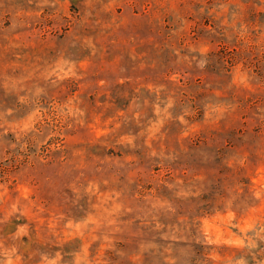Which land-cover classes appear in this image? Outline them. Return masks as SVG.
<instances>
[{
	"label": "rangeland",
	"instance_id": "obj_1",
	"mask_svg": "<svg viewBox=\"0 0 264 264\" xmlns=\"http://www.w3.org/2000/svg\"><path fill=\"white\" fill-rule=\"evenodd\" d=\"M0 264H264V0H0Z\"/></svg>",
	"mask_w": 264,
	"mask_h": 264
}]
</instances>
